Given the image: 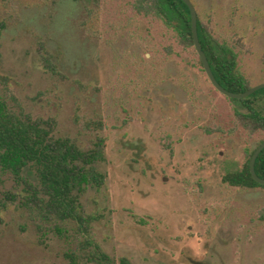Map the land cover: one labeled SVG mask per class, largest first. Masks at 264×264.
<instances>
[{"label":"rangeland","instance_id":"rangeland-1","mask_svg":"<svg viewBox=\"0 0 264 264\" xmlns=\"http://www.w3.org/2000/svg\"><path fill=\"white\" fill-rule=\"evenodd\" d=\"M132 0H0V98L17 111L53 117L55 135L90 150L104 139L106 173L80 196L110 256L131 264H264V188L222 176L264 138L239 124V104L216 91L193 47ZM201 21L238 54L250 85L264 82V0H191ZM45 38L58 71L40 66ZM102 120L101 130L87 128ZM3 212L0 264H71V221L45 223L25 186ZM83 264V263H81Z\"/></svg>","mask_w":264,"mask_h":264},{"label":"trees","instance_id":"trees-1","mask_svg":"<svg viewBox=\"0 0 264 264\" xmlns=\"http://www.w3.org/2000/svg\"><path fill=\"white\" fill-rule=\"evenodd\" d=\"M137 14L160 20L171 29L183 48L193 47L190 12L182 0H132ZM197 36L215 79L232 92L246 91L251 85L238 66V54L226 42L218 40L201 21L197 13ZM40 66L53 73L58 71L46 39L37 44ZM202 71V63L198 57ZM6 85L7 78L0 74ZM230 100L239 104L234 114L239 124L250 132L264 133V88L243 99ZM57 122L53 117L32 116L21 107L15 111L0 98V171L10 173L16 182L25 186V204L45 223L71 221L76 228L78 242L75 250L65 253L71 264H131L125 257L118 259L106 253L97 242L92 225L100 216L88 214L80 196L89 185L100 188L106 173L97 162L103 159L104 139L97 138L93 149H81L71 138L55 135ZM87 128H104L102 120L88 119ZM261 139L257 145L262 142ZM246 149L244 164L222 176V181L240 188H264L251 176L249 162L254 149ZM254 169L264 178V149L258 154ZM0 176V225L3 212L14 203L17 194L2 190Z\"/></svg>","mask_w":264,"mask_h":264},{"label":"water","instance_id":"water-1","mask_svg":"<svg viewBox=\"0 0 264 264\" xmlns=\"http://www.w3.org/2000/svg\"><path fill=\"white\" fill-rule=\"evenodd\" d=\"M186 6L189 9L190 12V18H191V29H192V38H193V45L195 52L197 53L198 57L200 58V61L202 63V67L204 69V73L207 76L209 82L213 86V88L218 91L220 94L224 95L225 97L228 98H233V99H243L248 97L249 95L253 94L255 91L264 88V82L255 84L250 86L246 91L243 92H232L224 88L214 77L212 70L210 68V65L208 63L207 57L201 47V44L199 42L198 36H197V11L192 3L191 0H182ZM264 149V138L262 142L257 145V147L254 149L252 156L250 158L249 162V169L251 176L253 179L258 182L259 184L264 185V178L259 177L254 169V164L255 160L258 156V154Z\"/></svg>","mask_w":264,"mask_h":264}]
</instances>
